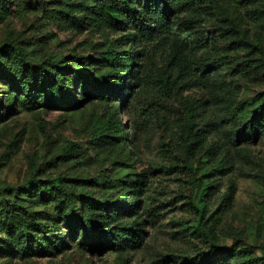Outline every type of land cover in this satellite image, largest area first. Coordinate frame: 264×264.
<instances>
[{
  "label": "rangeland",
  "instance_id": "374dc122",
  "mask_svg": "<svg viewBox=\"0 0 264 264\" xmlns=\"http://www.w3.org/2000/svg\"><path fill=\"white\" fill-rule=\"evenodd\" d=\"M163 1L156 0L155 18ZM106 2L0 0V47L10 46L0 52V70L24 71L18 52L36 70L65 78L69 68L109 83L116 72L125 76L135 52L132 31L104 20ZM180 3L173 28L147 45L145 86L135 88L129 109L117 111L121 129L137 133L132 142L105 129L117 100L89 96L77 85L71 87L76 106L56 107L41 88L30 103L0 78V264H180L210 251L198 210L216 209L230 188L233 205L215 245L264 258V135L256 144L233 141L252 110L250 98L264 93V0ZM112 49L124 55L117 69L105 63ZM39 77L40 85L50 79ZM166 78L180 86L166 92L156 82ZM136 179L146 181L139 246L128 251L125 241L117 243L128 233L124 224L109 225L114 241L101 253L92 235L68 229L63 217L70 207L91 216L80 196L92 193L114 208ZM211 188L215 194L207 197ZM103 210L93 213L110 218ZM41 244L46 251L38 250Z\"/></svg>",
  "mask_w": 264,
  "mask_h": 264
},
{
  "label": "trees",
  "instance_id": "16d2710c",
  "mask_svg": "<svg viewBox=\"0 0 264 264\" xmlns=\"http://www.w3.org/2000/svg\"><path fill=\"white\" fill-rule=\"evenodd\" d=\"M156 0H107L106 6L102 9L104 20L108 21L111 25L119 28H126L130 32V45L135 52H131L129 57V72L124 76L116 72L112 83H109V77H97L93 73L84 70L79 76L75 75L73 69H68V76L65 78L64 73L55 75L49 72L46 68L41 71L36 70L30 66L26 60L22 58L21 53L16 52V58L20 64L25 65V70L10 72L4 68L0 70V78L8 81L13 89L17 92L23 93L26 99L33 103V99H39L35 91L41 88L44 97L49 99L56 107L68 108L76 106L79 101L75 99L74 91L71 92V87L80 85L89 96H95L107 102L117 100L119 110L113 106L116 111L115 120L109 119L107 122L106 130L119 134V139L134 141L136 132L131 135L128 134L126 129H121L120 122L116 119L117 111L121 112V106L124 109L131 107V100L136 97L135 88L145 86L144 77L141 75L142 65L150 56V51L147 45L154 43L160 33H167L173 28L175 15L180 11V0H164L161 2V8L158 11V16L155 18L154 14L157 9ZM174 16V17H173ZM9 45L0 47V52L9 51ZM124 55L118 53L116 50H109L105 55V63L109 68L117 69L124 65ZM150 61V60H148ZM1 65V64H0ZM29 71H28V70ZM39 73L50 75L48 82L40 85ZM167 80L156 81L162 86H165L166 92H174L180 86V83L172 82L170 78ZM181 81V80H180ZM44 98V99H45ZM15 100V98H14ZM74 100L70 105L66 106L69 101ZM249 105L252 110L246 116V122L239 126L234 131L233 141L236 145L243 144H256L264 135V93H259L250 98ZM3 109V97L0 96V111ZM114 117V116H113ZM191 126L193 122L190 120ZM133 129V126L130 127ZM122 130V131H121ZM70 150H67L68 153ZM100 185L106 184V179L98 180ZM146 187V181L136 179L132 184L126 186L124 201L119 202L111 208L109 204L99 202L93 197L92 193H87L79 197L80 203L90 207L91 216L87 214L81 215L76 213V210L69 208L64 213V222L68 229L73 232L82 231L84 236H93L97 241L94 242V251L101 253L103 249L110 246V242L114 241L110 235L111 226L124 224L127 234H119L120 240L125 241L128 251L133 250L139 243L143 242V235H146L144 230L145 221L139 220L138 211L144 207L143 195ZM55 190V186L53 188ZM13 193L15 191L11 190ZM215 194L214 188L207 190V197H212ZM235 190L229 189V196L226 199L220 200L216 209H210V206H205L198 213L201 217V230L203 237L207 239L208 243L212 245L210 251H198L195 255H188L183 258L180 264H264V258L253 255L246 251H236L234 248H218L215 245L218 239V227L221 219L226 215L227 211L231 208L234 201ZM67 199L71 201L72 194L67 193ZM104 210H103V209ZM103 210L110 218L98 219L94 211ZM94 212V213H93ZM107 212V213H106ZM87 213V212H86ZM134 218V219H131ZM100 226V227H99ZM26 242L30 243L32 233L26 230ZM102 232V233H100ZM126 235V236H125ZM115 247V244L112 245ZM39 251H46L47 246L41 244L38 247Z\"/></svg>",
  "mask_w": 264,
  "mask_h": 264
}]
</instances>
